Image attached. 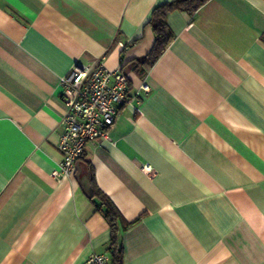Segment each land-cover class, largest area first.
<instances>
[{"label": "crops", "instance_id": "obj_1", "mask_svg": "<svg viewBox=\"0 0 264 264\" xmlns=\"http://www.w3.org/2000/svg\"><path fill=\"white\" fill-rule=\"evenodd\" d=\"M173 1L0 0V264L110 255L97 193L121 264H264V0L171 11L170 44L138 66ZM100 58L150 91L55 179L60 78Z\"/></svg>", "mask_w": 264, "mask_h": 264}, {"label": "built area", "instance_id": "obj_2", "mask_svg": "<svg viewBox=\"0 0 264 264\" xmlns=\"http://www.w3.org/2000/svg\"><path fill=\"white\" fill-rule=\"evenodd\" d=\"M150 91L146 81L134 91L122 69H107L100 58L91 65L74 64L58 84V96L65 108L57 127L56 147L61 162L51 176L69 177L88 145L109 141L107 131L121 108L139 112ZM143 172H150L147 166ZM85 264H111L108 254L92 253Z\"/></svg>", "mask_w": 264, "mask_h": 264}, {"label": "trees", "instance_id": "obj_3", "mask_svg": "<svg viewBox=\"0 0 264 264\" xmlns=\"http://www.w3.org/2000/svg\"><path fill=\"white\" fill-rule=\"evenodd\" d=\"M207 1L208 0H176L154 8L147 24L151 27L155 36V40L150 52L145 57L136 61L138 66H152L167 49L173 37L166 24V17L171 11L182 10L193 14ZM96 195L100 197V200L106 207L103 213L110 226L111 232V264H121V251L118 245L116 226V222L120 218V215L103 196H100L98 193Z\"/></svg>", "mask_w": 264, "mask_h": 264}]
</instances>
